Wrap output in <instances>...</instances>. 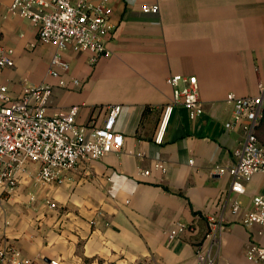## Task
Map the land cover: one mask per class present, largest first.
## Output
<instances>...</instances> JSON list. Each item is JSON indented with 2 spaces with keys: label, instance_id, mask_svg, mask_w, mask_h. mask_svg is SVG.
I'll list each match as a JSON object with an SVG mask.
<instances>
[{
  "label": "crops",
  "instance_id": "crops-1",
  "mask_svg": "<svg viewBox=\"0 0 264 264\" xmlns=\"http://www.w3.org/2000/svg\"><path fill=\"white\" fill-rule=\"evenodd\" d=\"M12 1L0 0V47L14 50L15 66L2 78L11 94L46 83L47 115L77 106L79 126L102 125L107 108L121 106L115 130L124 147L79 163L61 186L36 184L38 167L28 170L1 203L0 248L11 245L37 264H198L208 219L221 214L231 184L217 170L236 163L244 140L241 128L225 127L232 120L227 96H257L264 84V0H163L159 14L144 11L156 0H113L111 55L93 63L70 46L62 53L70 71L60 78L49 73L55 48L40 43L30 20L9 16ZM175 75L197 78L204 113L192 120L176 107L158 146L154 138L172 98L167 79ZM156 162L165 172L154 170ZM256 195H264V175L254 176L238 200L249 209ZM226 214L218 263L252 264L246 253L250 244H264L261 229ZM177 222L187 230L169 240Z\"/></svg>",
  "mask_w": 264,
  "mask_h": 264
},
{
  "label": "built area",
  "instance_id": "built-area-1",
  "mask_svg": "<svg viewBox=\"0 0 264 264\" xmlns=\"http://www.w3.org/2000/svg\"><path fill=\"white\" fill-rule=\"evenodd\" d=\"M112 1L100 0L92 4L87 0H13L7 13L30 20L40 43L55 48L49 73L60 78L61 73L70 71L69 63L62 57L70 46L91 54L93 63L111 55L106 40L111 33L109 5ZM162 1L156 0L144 11L159 14ZM14 66V50L0 47V221L3 214L1 203L19 188L21 178L28 174V164L38 167L36 184L61 186L79 163L120 153L124 147V135L115 130L121 106H109L102 125L91 120L89 125L79 126L77 106L48 116L52 87L46 83L26 87L20 97H14L2 81L5 70ZM73 82L79 84L77 80ZM167 84L172 88V98L163 108L154 138L158 146L165 141L176 107H184L192 120L204 113L196 77L175 75L167 79ZM227 103L232 107V120L225 127L241 128L244 140L234 152L236 163L217 170L220 176L228 175L231 184L224 195L221 214L208 219L207 234L196 253L198 264H219L216 249L228 222L227 212L248 229L259 227V234L264 238V195L253 196L249 209L238 200L246 195L247 185L254 176L264 175V146L258 138V128L264 117V84L259 85L257 96L239 97L231 93L227 96ZM190 163L194 164V161ZM154 170L165 172L164 163L156 162ZM139 175L147 177L150 171H141ZM30 199L35 201V196ZM46 204L52 209L57 206L50 200H46ZM6 225H9L8 221ZM186 230L187 226L177 222L168 234L169 240L176 239ZM246 258L252 264H264V244H250ZM0 264L37 263L23 258L10 245L0 248ZM39 264L62 263L50 260Z\"/></svg>",
  "mask_w": 264,
  "mask_h": 264
},
{
  "label": "rangeland",
  "instance_id": "rangeland-1",
  "mask_svg": "<svg viewBox=\"0 0 264 264\" xmlns=\"http://www.w3.org/2000/svg\"><path fill=\"white\" fill-rule=\"evenodd\" d=\"M259 139L260 141L263 143V146H264V120L260 126V129H259ZM36 165L34 164H28V170L29 171H32V173L34 174V169H35Z\"/></svg>",
  "mask_w": 264,
  "mask_h": 264
},
{
  "label": "trees",
  "instance_id": "trees-1",
  "mask_svg": "<svg viewBox=\"0 0 264 264\" xmlns=\"http://www.w3.org/2000/svg\"><path fill=\"white\" fill-rule=\"evenodd\" d=\"M263 120H264V117H263V119H262V121H261V123H260V126H261ZM260 126H259V128H258V138H259V129H260ZM259 141H260V139H259ZM260 143L263 145V143H262L261 141H260Z\"/></svg>",
  "mask_w": 264,
  "mask_h": 264
}]
</instances>
